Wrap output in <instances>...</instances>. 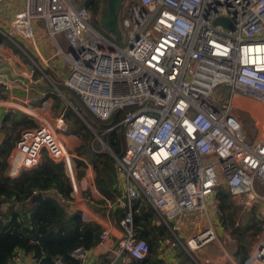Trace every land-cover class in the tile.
<instances>
[{"label":"built area","instance_id":"obj_1","mask_svg":"<svg viewBox=\"0 0 264 264\" xmlns=\"http://www.w3.org/2000/svg\"><path fill=\"white\" fill-rule=\"evenodd\" d=\"M92 4L106 9L105 0H25L6 36L35 50L36 24L53 38L62 36L69 46L58 52L67 62L65 85L102 123L120 112L119 123L107 130L119 128L126 139L117 158L122 195L108 204L125 211L124 239L111 264L149 254L134 225L141 199L168 228L185 215L196 216L193 234L181 244L192 253L218 239L208 206L222 183L243 211L263 206L264 217V135L259 130L248 136L239 114L246 111L242 99L264 105V0H122V47L113 33L107 37L91 23ZM220 17L231 27L215 25ZM44 156L74 174L73 156L43 122L21 132L7 176L19 178ZM73 187L75 192L77 182ZM108 239L104 229L99 245ZM90 252L78 248L71 256L86 264ZM28 257L19 251L11 263L26 264ZM246 264H264V230Z\"/></svg>","mask_w":264,"mask_h":264},{"label":"trees","instance_id":"obj_2","mask_svg":"<svg viewBox=\"0 0 264 264\" xmlns=\"http://www.w3.org/2000/svg\"><path fill=\"white\" fill-rule=\"evenodd\" d=\"M98 5L92 4V13L104 15L105 8L100 10ZM99 27L102 28L101 23ZM3 41L15 48L10 39L3 38ZM57 88L62 92L69 91L81 104L75 109L52 89L44 97V100H54V111L68 125L67 133L81 138L78 155L95 167L96 187L105 199L97 205L92 204L91 208L103 218L109 215L119 222L125 211L111 210L107 202H116L122 194L116 157L123 156L125 135L119 128L107 132L108 128H113L110 123L93 122L85 113L79 97L65 83L58 84ZM221 95H224V89ZM35 127L34 121L20 112L9 113L4 119L2 130L6 140L0 145V264H12L11 259L19 251L29 255L36 264H55L56 259L65 264H80L72 258V252L78 248L95 249L100 244L104 228L95 221L84 219L81 211L71 209L69 202L73 201L74 187L66 164L44 156L35 169L25 171L19 178L7 176L8 159L21 132ZM97 136L108 149L103 148ZM76 164L79 169L87 166L82 160H77ZM81 176L82 172L76 173V180ZM39 193L44 198L32 204L31 199ZM215 200L236 264H246L252 240L264 230V217L256 207L243 211L227 186L217 188ZM134 225L138 239L148 244L149 254L145 259L133 260L130 264H200L195 255L179 243L176 233L173 234L164 223L158 224L156 212L145 199L135 202ZM166 243L173 246L176 263L162 257V244Z\"/></svg>","mask_w":264,"mask_h":264},{"label":"crops","instance_id":"obj_3","mask_svg":"<svg viewBox=\"0 0 264 264\" xmlns=\"http://www.w3.org/2000/svg\"><path fill=\"white\" fill-rule=\"evenodd\" d=\"M24 6L25 0H7L0 4V145L6 140V134L3 132L2 127L4 119L9 113L20 112L26 115L29 120H33L36 126L46 122L55 128L65 148L74 158L75 180L76 173L82 172V176L79 180H76L77 190L73 193V201L69 202L71 209L81 211L84 219L99 223L109 232L108 241L104 245H98L91 250L86 264H111V260L116 258L120 242L124 239V234L121 231V221L118 222L109 215L103 218L91 208L92 204L97 205L105 199L96 187L97 174L95 167L91 162L78 155L77 149L82 145V140L78 135L67 133L68 125L63 117L54 111V100L52 98L44 100L50 89H56L54 91L57 92L59 90L57 85L62 82L65 83L68 77L67 62L58 53L60 49L67 50L69 48L67 41L62 36L55 38L49 36L38 24L35 25L38 40L37 50L25 40V42L21 41L20 44L13 38L12 42L15 48L3 41V38H7L6 34L9 35L11 32L15 16L24 9ZM98 16L102 18L103 15ZM1 58L3 59L1 60ZM37 71L40 74L37 75ZM67 92L69 95L63 97L68 104L75 109L80 108L77 99L69 91ZM46 103L49 106L47 108L45 107ZM98 137L100 136H97V139L103 145L104 143ZM77 160L84 161L87 164L86 168L79 169L76 164ZM107 203L109 204V202ZM214 203H212V208L218 212L216 200ZM258 208L262 209L260 206ZM114 209L117 208L111 210ZM216 229L222 237V227L216 226ZM261 235L259 234L252 240L250 257L256 251L261 241ZM222 244L221 242V254H213V252L216 253L215 246L210 245L200 248L198 254H194L195 258L200 264H205L206 259H210L211 264H235L236 261L232 252H229ZM162 250L164 259L173 263L177 262L173 246L171 247L167 243L162 244ZM26 264H33V260L28 257Z\"/></svg>","mask_w":264,"mask_h":264},{"label":"rangeland","instance_id":"obj_4","mask_svg":"<svg viewBox=\"0 0 264 264\" xmlns=\"http://www.w3.org/2000/svg\"><path fill=\"white\" fill-rule=\"evenodd\" d=\"M97 18H98V15L96 16V15H94L92 13L91 23L95 26V28L100 33L104 34L107 37H110V33L105 32L102 28L99 27V23L97 21ZM13 37L20 44L22 43L21 41H24L20 37H17V36H13ZM5 39H7V38H5ZM112 40L115 43H117L119 46H121V47L123 46L122 42H118L117 39H112ZM35 69L37 70V68H35ZM68 75H69V72H68ZM222 89H224V88H219V90H222ZM65 95L66 96L69 95L68 92H66ZM77 103H79V102L77 101ZM80 106H81V104H80ZM240 106L244 110H246V111H241L239 114H240V118H241V120L243 122L244 129H245L247 135L251 137V136H253V134H255V137H257V135H259V130H261L262 133H263L262 134V136H263L264 135V105L263 104H259L257 102H254L252 100L242 99V100H240ZM87 116H89V115H87ZM89 118L92 120V118L90 116H89ZM93 118L95 119V117H93ZM95 120L98 121L97 119H95ZM103 147L105 149H108L106 147V145H104V144H103ZM223 184L224 183H222V186H225V184L224 185ZM214 199H215V196H214ZM214 201L215 200H213L211 202L214 203ZM211 202H209V206H208V210H209L210 216L212 217L215 226L222 227L221 217H220L219 213L217 212V210L216 209L214 210V208H212V203ZM261 207L263 208V206H261ZM257 210H260V208L257 207ZM258 213H260V212L258 211ZM195 221H196V216H194V215H185V216H183L182 218H180L178 220V224L177 223H172V225L169 227L170 230L173 232V234L176 233L174 235H175L176 239H178L180 244H182V243L184 244L188 240V238L193 234V225H194ZM186 224H188V225L186 226ZM178 225L180 226V228H178L179 227ZM217 234H218V239L212 241L211 243H209V244H207L205 246L214 245L216 253L213 252V254H219L220 253V246H221L220 244L222 242L223 243L222 245H224V247L229 252H231L230 246L227 244V243H229V240L226 238V235H225L224 231L222 233V237L219 235V233H217ZM261 234L262 235H261L260 239H262V237H263V232ZM225 241H226V243H224ZM198 251L199 250L194 251L193 254H195V253L198 254ZM213 251H214V249H213ZM209 260L210 259H206V261H204V263L205 264H211Z\"/></svg>","mask_w":264,"mask_h":264},{"label":"water","instance_id":"obj_5","mask_svg":"<svg viewBox=\"0 0 264 264\" xmlns=\"http://www.w3.org/2000/svg\"><path fill=\"white\" fill-rule=\"evenodd\" d=\"M106 2V9L104 12V15L102 17L101 20V27L102 29L107 32V33H113L116 36V39L118 42L122 41V32L120 29V25H119V15H120V10H121V5H122V0H105ZM215 25H222L225 28H230L231 27V23L228 19L226 18H217L214 21ZM55 90V89H54ZM56 91V90H55ZM57 92L64 96L66 92H62L60 90H57ZM85 110V109H84ZM85 113L87 115H89L92 120L96 123H98V121H96L90 114L89 112H87L85 110ZM120 121V112H117L114 117L112 122L110 123V126H116V124H118ZM101 140V137H98ZM73 182L75 183V176L74 174H72L71 176ZM44 198V195L42 193L36 194L32 199H31V203L35 204L39 201H41ZM20 209H23V205L20 206ZM118 264H122V259L119 260Z\"/></svg>","mask_w":264,"mask_h":264},{"label":"bare ground","instance_id":"obj_6","mask_svg":"<svg viewBox=\"0 0 264 264\" xmlns=\"http://www.w3.org/2000/svg\"><path fill=\"white\" fill-rule=\"evenodd\" d=\"M236 103H239V102H238V100H237V102H236Z\"/></svg>","mask_w":264,"mask_h":264}]
</instances>
